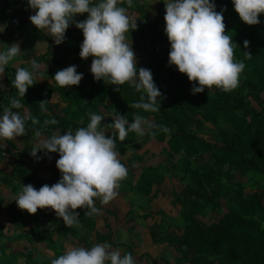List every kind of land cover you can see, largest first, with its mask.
I'll use <instances>...</instances> for the list:
<instances>
[{
	"label": "trees",
	"instance_id": "trees-1",
	"mask_svg": "<svg viewBox=\"0 0 264 264\" xmlns=\"http://www.w3.org/2000/svg\"><path fill=\"white\" fill-rule=\"evenodd\" d=\"M164 3L160 0L150 10L140 5L128 8L129 14L137 19V29L129 33L137 68L151 70L163 96L160 111L156 113L131 107L139 102L142 93L129 84L120 85L117 91L116 85L94 80L88 59L79 57L83 34L74 24L65 33L62 43L67 47L65 52L53 59L49 82L37 81L20 97L12 85L16 70L8 72V96L4 106H0V115L11 99H19L23 107L13 110L23 116L24 111L27 112L26 134L0 141V189L17 196L22 185L31 184L38 190L60 179L58 169L45 176L36 174L40 167L52 166L59 159L58 153L30 155L39 137H49L57 130L64 134L69 129L75 132L79 127H86L90 122L89 113L102 114L100 127L111 134L114 129L109 125L114 110L126 116L129 122L139 113L167 126L170 133L157 129L155 136L138 137L130 131L122 143L117 141L121 162L128 169V176L120 182L118 190L134 191L140 196L139 200L144 201V198L143 203L150 204L162 193L161 186L169 179L174 185L169 203L178 207L180 222L178 226H171L159 220L148 225L151 244L160 247L166 244L171 248L173 264H264V14L259 16L260 23L249 26L234 11L232 0H214L216 11L224 9L225 32L237 45L234 58L246 66L235 90L224 92L213 86L193 95L194 82L190 83L174 65H168L170 44L164 32ZM121 6L127 7L126 4ZM86 16L77 15L75 20H84ZM245 40L249 42L247 49L243 45ZM245 51L251 54L250 59L245 58ZM72 54L76 58L68 59ZM49 55L51 53L47 52L37 57L36 63ZM139 59L142 66H138ZM71 65L77 66L83 79L79 85L61 88L53 76ZM55 97L57 102L54 103ZM206 125L210 128L206 129ZM36 131H40L41 136H36ZM151 142L164 144L167 162L153 167L139 166L149 152L140 154L138 151ZM2 164L7 165L9 171H4ZM138 167L140 170L136 172ZM1 193L0 264H51L53 258L66 251L65 243L84 247L108 243L113 249L120 245L112 241L113 235L105 220L99 231L98 215H85L86 209H76L79 225L68 227L50 208L38 209L30 215ZM98 201L96 207L101 209ZM107 213L113 215L111 211ZM128 213L127 223L137 218L146 222L154 215ZM210 214L213 221H209L210 218L205 221ZM10 230L13 233L9 234ZM124 232L131 240L132 233H136L135 225ZM19 243H23L24 248L12 247ZM129 244L123 253L134 255L135 244ZM41 246L51 251L52 257L41 256ZM161 260L163 257L152 259L143 252L139 262L169 264Z\"/></svg>",
	"mask_w": 264,
	"mask_h": 264
},
{
	"label": "clouds",
	"instance_id": "clouds-1",
	"mask_svg": "<svg viewBox=\"0 0 264 264\" xmlns=\"http://www.w3.org/2000/svg\"><path fill=\"white\" fill-rule=\"evenodd\" d=\"M132 2L27 0L28 7L35 12L28 19L37 30L52 37L56 45L65 41L66 30L74 24L83 34L79 57L82 60L92 57L90 73L94 80L116 85L117 91L120 85L129 84L142 93L139 102L131 107L156 113L160 111L162 93L151 70L137 68V57L132 41H129L130 31L137 29V19L128 12ZM232 3L243 23L249 26L260 23L264 0H232ZM123 4L127 7L121 6ZM164 10V32L170 44L168 65H174L190 83L194 82L191 94L202 93L213 86L224 92L235 90L246 65L234 58L237 45L225 32L224 9L216 11L214 0H167ZM82 14H87L86 19L75 20ZM4 27L0 26V32ZM243 45L247 49L249 42L245 40ZM22 53L19 42L6 45L0 51V75ZM244 54L246 59L251 58L249 52ZM30 63L33 70L17 67L12 81L20 97H24L28 88L37 82L35 69L38 65L34 59ZM53 78L59 87L64 88L79 85L83 74L77 72L76 65H71L56 71ZM39 103L43 107V101ZM22 107L21 101L13 98L4 108L0 115V139L14 140L26 134L27 117L13 110ZM89 117L86 127H79L75 132L69 129L64 134L57 130L42 138L33 148L30 154L33 157L37 152L58 153L55 166L60 179L51 186L44 184L38 190L31 184L22 185L15 199L20 210L32 215L38 209L50 208L65 226H78L79 213L75 210L86 209L85 215H98L100 209L96 207V201L102 205L109 204L118 196L120 182L128 176V169L121 162L117 150V141L122 143L130 131L138 137L155 136L157 129L170 133L167 126L139 113L129 122L126 116L114 110L109 125L114 129L111 134L100 127L104 119L102 114L89 113ZM35 134L41 136L40 131ZM51 264H136V261L131 253L122 254L110 244L100 243L91 247L69 246L63 254L53 258Z\"/></svg>",
	"mask_w": 264,
	"mask_h": 264
},
{
	"label": "rangeland",
	"instance_id": "rangeland-1",
	"mask_svg": "<svg viewBox=\"0 0 264 264\" xmlns=\"http://www.w3.org/2000/svg\"><path fill=\"white\" fill-rule=\"evenodd\" d=\"M206 129L210 128V125L205 126ZM1 142H4L3 139H0ZM40 142V140H39ZM37 142V144H39ZM164 144H157L155 142H151L148 144H145L141 150L138 151V153H142L143 151L147 150L149 153L145 157L144 162L139 165V166H157L160 163H166L167 162V155L166 152L164 151ZM206 157L204 158V160ZM2 169L4 171H9L7 168V165L2 164L1 165ZM139 167L137 172L139 171ZM136 173V172H135ZM173 184L169 182V179H166L164 184L161 186L162 193L155 198L150 204H144L143 202L146 200L143 198L144 201L139 200V195L136 194L134 191L129 192V191H120L118 190V196L113 199L109 204L105 205V209L108 207L114 209L117 211V213L113 216L110 214H107L103 208L100 209L99 213V225L97 226L98 230L100 231V228L102 229L103 225L102 221L105 220V222L109 226V230L112 232V241L116 242L117 247L116 249L121 250L123 253L124 249L126 247H129V243L133 242L135 244V249L133 248L134 251V260L136 261V264H142V262H139L140 257L143 255V252H146L147 255L150 258L154 259H160V257H163L164 263L168 262L169 264H173V258L172 254L173 251L171 248H166V244H163L162 247L160 246H154L151 245V241L148 237V233L146 232V227L148 226L147 224H152L154 222H159V220H164L167 224L171 226H178L179 225V217H178V207H172L169 203V200L171 199L170 197V192L171 189L173 188ZM2 192L1 194L6 198L11 200L12 202L15 201L17 196L11 195L8 190L5 189H0ZM126 194V195H124ZM127 196V197H126ZM127 200V201H126ZM101 204V203H100ZM128 210V211H127ZM151 212L154 213L153 217L148 219L146 223L142 219H137L134 220V225L136 226H143L141 229H137V231L141 232V234H136L135 232L132 233V238L129 240V235L124 232L128 228L132 226V223H127L125 222V219L127 214L129 215L128 212H132L134 215L139 214L140 212ZM127 213V214H126ZM137 217V216H136ZM104 218V219H103ZM210 218V220H209ZM103 219V220H102ZM213 221V215L210 214L208 218L205 219V221ZM5 222V219L2 220ZM9 227V225H7ZM117 230L122 231L120 234L114 235ZM13 233L12 230H10L9 234ZM135 234V235H134ZM109 240H111V237L109 235ZM24 244L19 243L17 246H12L15 249H22ZM67 246V245H66ZM70 246V245H69ZM167 250H166V249ZM171 250V251H170ZM171 252L170 254L168 252ZM40 255L44 257H52V253L46 249L43 248V246L40 247ZM145 261L147 259L145 258ZM151 261V260H150ZM148 262V261H147ZM149 264V263H148Z\"/></svg>",
	"mask_w": 264,
	"mask_h": 264
},
{
	"label": "crops",
	"instance_id": "crops-1",
	"mask_svg": "<svg viewBox=\"0 0 264 264\" xmlns=\"http://www.w3.org/2000/svg\"><path fill=\"white\" fill-rule=\"evenodd\" d=\"M163 1L167 2V0H163ZM153 2L154 0H133L132 7L130 8H133L135 5H140L147 10L154 9L158 5L160 0H157V2L155 3ZM34 14H35L34 10L28 7L27 0H0V26H5L4 30L0 32V51H3L6 48V45H11L14 42H19L20 48L23 52L21 55L14 58V60L11 61L8 66H6L4 74L0 75V85L3 86V87H0V104H1L0 106H4L6 96H8L6 80H7V74L9 71L16 70L17 67H21V66H26L29 70H32V68L30 69V66H31L30 61L33 59L34 60L37 59V57L47 55V52H49L51 53V55H49L48 57H44V60H41L37 64L38 67L35 69L37 81L39 83L49 82L50 79H49L48 72H49V69L54 68L53 66L54 57L55 58L60 57L65 52L64 50L67 48L62 43L60 44L61 46L56 45L53 42L52 37L46 35L43 31L37 30L30 23L28 18L30 15H34ZM14 19H17L19 21L18 27H14L12 25V21ZM50 48H51V52H50ZM75 58L76 56L74 54L68 57V59H75ZM87 59H88V66H90L92 57L90 56ZM138 66H142V62L140 59L138 60ZM53 102L54 103L57 102L56 97L54 98ZM26 114L27 112L24 111L25 116ZM42 138H46V137L44 136L39 137L37 142H39V140H41ZM37 142H35L34 145L36 144V146H38L39 144H37ZM56 169L57 168L55 164H52V166H42L39 169H37L35 172L39 176H45L46 174L54 173ZM98 204H100V201H98ZM100 206L101 208L105 210V212L111 211L113 213V216L117 213L116 210L108 206L106 209H105V205L100 204ZM141 213H145V212H140L139 214ZM98 220H99V214H98V219H97V222L99 225ZM133 223L132 225H134ZM101 225H103V221ZM147 225H151V224H147ZM135 227H136V234H141V232L137 231V229H141L143 226L135 225ZM146 232H147V229H146ZM116 234L117 232L114 233V235ZM66 245L69 247L68 243H65V247Z\"/></svg>",
	"mask_w": 264,
	"mask_h": 264
},
{
	"label": "built area",
	"instance_id": "built-area-1",
	"mask_svg": "<svg viewBox=\"0 0 264 264\" xmlns=\"http://www.w3.org/2000/svg\"><path fill=\"white\" fill-rule=\"evenodd\" d=\"M12 25H13L14 27H18V26H19V21H18L17 19H14V20L12 21Z\"/></svg>",
	"mask_w": 264,
	"mask_h": 264
}]
</instances>
